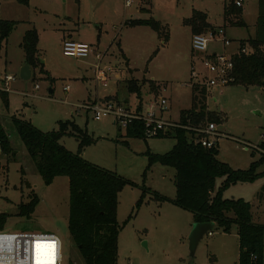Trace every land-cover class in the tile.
<instances>
[{
	"label": "rangeland",
	"instance_id": "374dc122",
	"mask_svg": "<svg viewBox=\"0 0 264 264\" xmlns=\"http://www.w3.org/2000/svg\"><path fill=\"white\" fill-rule=\"evenodd\" d=\"M127 1L27 0V4H22L18 0H0V17L16 22L0 51V92L5 91L7 98L5 108L0 94V118L5 121L14 154L0 155V214L6 216L0 231L55 234L62 243L63 264H84L67 229L68 178L59 176L49 185L43 183L10 118L14 115L29 121L42 131H56L60 121H70L66 132L81 135L86 131L94 139L82 150L81 156L129 182L117 197L116 219L122 226L117 264H236L235 224L227 233L212 226L191 253L192 214L154 196H175L174 169L149 163L150 153L164 154L173 147V135L128 137L113 117L95 120L92 111L82 106L110 98L145 114L152 104L159 112L156 102L161 95L167 99L162 119L179 125L181 112L191 109V86L197 82L207 94V109L220 116L221 121L216 123L217 158L233 169H247L264 153L261 144L264 142V88L233 82L207 87L204 81H195L191 76L192 67L201 73L205 71L197 60L200 55L191 48V28L183 21L194 10L206 12L209 22L224 29L230 40L227 46L209 43L207 53L232 54L239 40L253 36L254 27L250 24L255 21L256 0H245L246 6L243 5L248 26L229 28L223 26V12L225 3L231 0ZM140 6L149 11H140ZM150 17L166 26L167 41L160 39L149 26L125 25L127 19ZM30 29L38 34L40 66L30 68L31 79L22 80L19 71L25 64V56L21 42ZM67 36L88 44L89 55L86 58L65 56L62 41ZM117 42L127 59L120 53ZM108 67L113 70L106 71L108 79L103 84L96 79V71ZM7 76L12 79L5 81ZM128 80L136 83L139 94L127 90ZM208 123L203 120L202 128ZM59 142L69 151L77 152L78 141L74 136L63 135ZM263 169L261 166L258 171ZM221 181L218 178L216 186ZM262 186L264 177L252 183H237L227 188L223 197L249 201L253 221L264 225ZM32 191L39 202L30 217L21 216L19 205L29 201ZM143 191V202L136 208Z\"/></svg>",
	"mask_w": 264,
	"mask_h": 264
},
{
	"label": "trees",
	"instance_id": "16d2710c",
	"mask_svg": "<svg viewBox=\"0 0 264 264\" xmlns=\"http://www.w3.org/2000/svg\"><path fill=\"white\" fill-rule=\"evenodd\" d=\"M18 1L27 4V0ZM143 9L145 8L142 7ZM223 19L224 27L245 26L242 10L235 6L232 0L224 5ZM183 22L191 28L192 34L216 28L207 22V14L199 10H194ZM125 25L149 26L160 39L167 41L166 26L151 17L128 19ZM15 26V21L0 17V51ZM37 43V31L27 30L23 35L21 47L24 51V62L32 70L40 66ZM238 43L240 47H247L249 52L233 56V84L264 88V0H257L254 36L239 40ZM126 85L128 91L139 94V87L135 82L128 80ZM198 85L197 82L192 83V106L191 109L181 112L179 126L170 127L156 136L161 138L172 134L175 140L168 152L149 154L150 165L160 163L174 169L175 196H154L160 201H169L190 212L192 222L212 223L214 227L221 228L226 233L235 224L238 237L236 264H264V225L252 220L251 203L243 198L223 197V192L231 185L252 183L264 177V169L258 171L259 167L264 166V153H260L259 158L252 161L247 169H233L228 163L217 158V144L215 147L205 148L194 142L195 138L201 135L197 129L202 128L203 120L215 124L221 121L218 114L207 109V94ZM0 94L4 107L7 108L6 92L2 91ZM10 121L45 185L51 184L55 177L68 178L67 229L84 264H117L118 235L122 229L116 219L117 197L129 182L116 172L90 163L81 156L82 150L92 144L94 139L86 131L81 135L66 132V125L70 121H60L56 131H42L29 121L14 115ZM125 134L128 137L145 138L143 122L133 120L126 126ZM63 135L77 139L76 153L60 144L59 139ZM261 144L264 146V142ZM0 155H14L3 118H0ZM218 178H222V181L216 186ZM24 184L28 185L25 181ZM262 189L264 191V186ZM144 196L143 191L136 202V208L142 204ZM28 198V202L19 205V215L24 217H30L39 202L33 191L29 193ZM260 198L263 200L264 194H261ZM5 217V214H0V227Z\"/></svg>",
	"mask_w": 264,
	"mask_h": 264
},
{
	"label": "built area",
	"instance_id": "2783aa9c",
	"mask_svg": "<svg viewBox=\"0 0 264 264\" xmlns=\"http://www.w3.org/2000/svg\"><path fill=\"white\" fill-rule=\"evenodd\" d=\"M244 0H234L233 4L241 7ZM129 3V0L126 2ZM219 42L223 46L230 44L226 32L222 28L207 30L200 33H193L191 37L192 51L198 53L197 58L205 73H201L192 67L191 76L195 81H204L207 87L218 86L222 87L233 82V56L241 53H248L247 47H240L238 44L237 50L232 54L207 53L208 44ZM62 52L65 56L86 58L90 53V46L83 42L70 40L69 38L62 42ZM99 58L100 56L97 55ZM98 69V67H97ZM110 67L99 69L96 71V79L103 84L108 79L106 71H112ZM118 76L116 75V78ZM12 79L6 77V80ZM38 86L35 85V88ZM68 89V86L65 87ZM159 112L155 111L152 105L143 114L142 110L138 112L126 108L123 104L114 99H105L97 101L91 106L84 104L82 107L92 111L93 118L100 120L103 117L111 116L116 125L121 128L126 126L133 120H141L144 124L145 137H156L160 132L166 131L170 127H178L173 121L162 119V111L165 110L167 99L163 96L158 97L156 102ZM197 132L201 135L196 137L194 142L199 143L202 147L212 148L217 144L219 132L216 129V124L209 122L205 128H198ZM40 243L42 247L39 252L36 244ZM62 243L58 236L51 233H36V232H1L0 231V264H37V259L40 257L43 264H63Z\"/></svg>",
	"mask_w": 264,
	"mask_h": 264
},
{
	"label": "water",
	"instance_id": "95a60500",
	"mask_svg": "<svg viewBox=\"0 0 264 264\" xmlns=\"http://www.w3.org/2000/svg\"><path fill=\"white\" fill-rule=\"evenodd\" d=\"M19 77L22 80H29L32 77V71L30 69V66L28 64H24L19 71ZM213 226L212 223H199V222H193L191 231L189 234V249L190 252L193 253L194 248L198 244L199 240L204 236L205 233H207L211 227Z\"/></svg>",
	"mask_w": 264,
	"mask_h": 264
},
{
	"label": "crops",
	"instance_id": "0c3cea01",
	"mask_svg": "<svg viewBox=\"0 0 264 264\" xmlns=\"http://www.w3.org/2000/svg\"><path fill=\"white\" fill-rule=\"evenodd\" d=\"M232 1H234V0H232ZM246 6V3H245V0L243 1V4H242V6L241 7H239V8H241V10H242V19H243V21H244V23H245V26L244 27H246V26H248V23H247V21H246V14H247V10L245 9V7L244 6ZM142 7L143 6H140V11H143V12H147V11H149L148 10V8L147 7H143V8H145L147 11H144L145 9H143L142 10ZM256 8H257V0H256ZM204 12V11H203ZM206 13V12H205ZM207 14V13H206ZM256 17H257V9H256ZM256 17H255V21H254V23H252V24H250V26L251 25H253V36H254V32H255V22H256ZM208 18H209V16L207 15V22L209 23V24H211L210 22H209V20H208ZM132 19V18H131ZM128 20V19H127ZM126 21V20H125ZM223 21H224V19H223ZM212 26H214V27H217V25H213V24H211ZM223 25H224V23H223ZM228 27V26H227ZM229 28V27H228ZM253 36H249V38L250 37H253ZM67 38H70V36H67L66 38H64L63 40H65V39H67ZM71 39V38H70ZM63 42V41H62ZM118 43V46H119V50H120V53L122 54V56H123V58L124 59H127L126 58V56H125V54L122 52V49L120 48V43L119 42H117ZM259 179V178H258ZM257 179V180H258ZM257 180H255V181H257ZM262 203L264 204V199L262 200ZM252 205V204H251ZM261 207V206H260ZM254 219V216H253V213H252V220Z\"/></svg>",
	"mask_w": 264,
	"mask_h": 264
},
{
	"label": "snow or ice",
	"instance_id": "6c2138e0",
	"mask_svg": "<svg viewBox=\"0 0 264 264\" xmlns=\"http://www.w3.org/2000/svg\"><path fill=\"white\" fill-rule=\"evenodd\" d=\"M42 247V245L40 244V243H37L36 244V248H37V250H38V252H39V249ZM37 264H43V262L38 258L37 259Z\"/></svg>",
	"mask_w": 264,
	"mask_h": 264
},
{
	"label": "bare ground",
	"instance_id": "6f19581e",
	"mask_svg": "<svg viewBox=\"0 0 264 264\" xmlns=\"http://www.w3.org/2000/svg\"><path fill=\"white\" fill-rule=\"evenodd\" d=\"M41 261H42V259L40 258V257H38ZM43 262V261H42ZM50 264H52V262H50Z\"/></svg>",
	"mask_w": 264,
	"mask_h": 264
}]
</instances>
